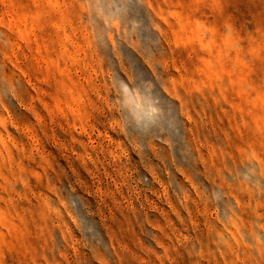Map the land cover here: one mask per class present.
<instances>
[{
	"label": "rangeland",
	"instance_id": "1",
	"mask_svg": "<svg viewBox=\"0 0 264 264\" xmlns=\"http://www.w3.org/2000/svg\"><path fill=\"white\" fill-rule=\"evenodd\" d=\"M0 264H264V0H0Z\"/></svg>",
	"mask_w": 264,
	"mask_h": 264
},
{
	"label": "clouds",
	"instance_id": "2",
	"mask_svg": "<svg viewBox=\"0 0 264 264\" xmlns=\"http://www.w3.org/2000/svg\"><path fill=\"white\" fill-rule=\"evenodd\" d=\"M150 82H144L149 84ZM141 84L135 86L124 83L121 91L124 93L122 103L127 110V115L131 123H133L139 130H147L155 126L162 113L159 98L154 95L152 89L144 88L147 93L142 97V102L137 103L131 107L128 105V97L135 91L140 92L142 89Z\"/></svg>",
	"mask_w": 264,
	"mask_h": 264
}]
</instances>
